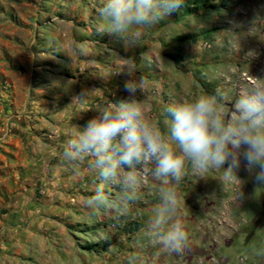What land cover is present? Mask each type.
Here are the masks:
<instances>
[{
	"label": "rangeland",
	"instance_id": "374dc122",
	"mask_svg": "<svg viewBox=\"0 0 264 264\" xmlns=\"http://www.w3.org/2000/svg\"><path fill=\"white\" fill-rule=\"evenodd\" d=\"M192 1L122 40L98 33L104 0H0V264H264V187L243 160V199L222 170L186 166L176 218L189 240L175 253L148 232L159 182L145 175L126 209L92 213L97 176L63 158L73 125L98 114L73 97L98 89L85 108L127 99L125 59L150 81L137 99L163 132L168 103L218 87L234 100L264 78V0H200L208 7L187 14Z\"/></svg>",
	"mask_w": 264,
	"mask_h": 264
},
{
	"label": "clouds",
	"instance_id": "9594fccd",
	"mask_svg": "<svg viewBox=\"0 0 264 264\" xmlns=\"http://www.w3.org/2000/svg\"><path fill=\"white\" fill-rule=\"evenodd\" d=\"M185 0H104L99 9L103 23L98 33L127 40L133 33L150 28L178 11ZM195 51L197 48L194 45ZM124 90L129 97L119 102L105 101L85 108L96 90L84 89L72 99L81 111L94 109L98 114L81 128L74 126L65 140L63 158L73 165H86L97 176L94 194L85 206L97 210H124L139 199L144 176L162 186L160 202L148 226L153 244L163 250L180 253L188 245L185 226L176 218L177 186L186 175V166L194 172L222 170L240 183L237 172L242 160L255 182L264 187V78L252 76L234 100L221 88L191 100L170 102L163 115L167 132L149 119L138 93H144L150 81L137 76L134 59H125ZM231 103L230 113L223 111ZM227 165V167H225ZM120 191L113 196L112 187Z\"/></svg>",
	"mask_w": 264,
	"mask_h": 264
},
{
	"label": "trees",
	"instance_id": "16d2710c",
	"mask_svg": "<svg viewBox=\"0 0 264 264\" xmlns=\"http://www.w3.org/2000/svg\"><path fill=\"white\" fill-rule=\"evenodd\" d=\"M192 4H193V5H196V4H197V6H193L192 8H188L187 11H186L187 14H191V13H193L195 10H200V9H203V8L208 7V6H206V5H205L202 1H200V0H193V1H192Z\"/></svg>",
	"mask_w": 264,
	"mask_h": 264
}]
</instances>
